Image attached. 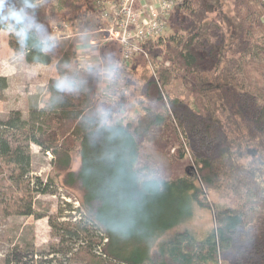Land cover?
<instances>
[{
	"label": "trees",
	"instance_id": "1",
	"mask_svg": "<svg viewBox=\"0 0 264 264\" xmlns=\"http://www.w3.org/2000/svg\"><path fill=\"white\" fill-rule=\"evenodd\" d=\"M172 1L167 28L171 34L163 41L164 34L146 42L143 49L158 83L166 87L179 78L186 100L168 97L169 110L145 109L134 122L108 123L110 111L98 114L94 108L99 104L94 99L95 80L91 96L84 100L90 103L89 113L70 112L72 128L63 141L51 129L60 125L61 118L39 122L40 110L30 112L28 121L18 111L0 120V164L27 177L29 145L50 153L53 176L44 183L36 178L34 190L47 194L50 186L57 185L78 193L86 223L99 232L98 242L90 243L100 247L101 255L80 248L72 254L74 264H264V0ZM88 12L85 0H67L65 5L45 0L37 18L49 27L83 18ZM9 47L18 49L11 43ZM34 55L30 51L25 62L47 66L55 58L58 76L69 74L63 65H77V42L58 40L51 52L39 54V62ZM119 55L113 44L101 52L106 64ZM144 62L141 55L133 58L126 73L128 95L114 106L130 97L137 68ZM53 82L49 84L55 98ZM146 85L157 89L153 80ZM7 87V80L0 77V99ZM52 106L59 113L69 109L61 99ZM105 126L114 131L104 130ZM154 128L173 134L172 141L164 133L154 136V143H163L164 150L142 148ZM179 138L184 139L182 144ZM169 144L175 156L164 152ZM188 150L194 169L184 176L162 178L154 168H139L141 158L159 170L169 168L183 160ZM74 151L79 158L75 171ZM117 175L122 182L118 190L139 193L138 203L126 202L123 208L106 203L102 191ZM212 192L233 199L228 205L211 204L207 199ZM195 208L209 211L213 218L212 229L202 237L187 227ZM105 213L128 216L134 224L126 235H118L98 219ZM75 231L88 233L79 227ZM241 249L245 254L238 262L235 258ZM0 264L10 262L5 259Z\"/></svg>",
	"mask_w": 264,
	"mask_h": 264
},
{
	"label": "rangeland",
	"instance_id": "2",
	"mask_svg": "<svg viewBox=\"0 0 264 264\" xmlns=\"http://www.w3.org/2000/svg\"><path fill=\"white\" fill-rule=\"evenodd\" d=\"M57 2L65 5L67 0H57ZM61 23H53L46 27L50 32L53 25ZM171 32L167 30L162 41L166 40ZM90 37L96 38L97 36H88V38ZM74 40L81 43L80 49L87 48L85 42ZM9 43L19 47L13 36L4 30L0 31V77L5 78L8 84L7 89L2 93V99H0V120H6L10 113L18 111L23 120L28 121L30 112L40 110L39 122H44L45 118L54 116L61 118L60 125L53 124L51 129L63 141L70 134L72 128L70 112H80L82 115L89 113L87 108L90 103L87 105L84 100L91 96L95 80L99 79L100 67L97 65V57L90 51H79L77 65L72 64L68 67L69 74H75L77 78L86 83L77 94L56 93L58 97L62 98L61 100L67 101L69 105V113L68 111L59 113L54 106L49 109L44 107L51 97L49 82L58 78L55 69L57 60L53 58L47 66L28 64L25 59L16 56L15 51L9 47ZM144 63L137 68L134 89L121 106L98 104L94 107L98 114L110 111L111 115L106 120L108 123L128 124L139 119L145 109L161 112L165 107L166 110H169L168 97H180L183 101L188 98L187 91L181 85L179 78L164 87L160 82L158 83V75L150 58H145ZM107 70L108 68H103V71ZM148 80H153L157 89L154 90L151 86L147 87ZM163 133L169 136L172 141V133H165L159 128H154L142 141V148L158 147L160 150H164L163 143L156 142L155 144L153 140L154 136ZM16 138L21 139L18 135ZM179 140L182 144L184 139L179 138ZM176 145L180 146L178 143ZM170 146L172 145L169 144L168 151L164 152L175 156V148ZM29 153L31 158L30 174L27 177H19L18 172L12 166L0 164L2 168L0 172V262L6 259L10 264H74L75 260L72 258V254L84 247L91 248L92 255L99 257L101 255L100 247H92L90 241L98 242L96 237L100 238V234L86 223L78 203L79 194L57 185L50 186L47 194L36 192L33 188L36 178L44 183L53 176V157L34 144L29 145ZM185 153L183 160L173 163L169 168L164 167L159 170L144 158L140 159L139 168H154L157 171V176L162 178L181 177L194 169L190 151ZM73 155L72 170L75 171L79 168V158L76 156V151L73 152ZM232 199L233 197L230 195L212 192L207 200L211 204L228 205ZM29 205L31 209L27 210ZM78 227L85 229L88 233L82 234L75 231ZM187 227L197 236L202 237L213 227L212 214L207 210L195 208L193 218L188 222ZM74 232H77L78 236H74ZM243 251L241 249L236 254V261L242 260L245 254L242 253ZM247 258L253 260L249 255Z\"/></svg>",
	"mask_w": 264,
	"mask_h": 264
},
{
	"label": "built area",
	"instance_id": "3",
	"mask_svg": "<svg viewBox=\"0 0 264 264\" xmlns=\"http://www.w3.org/2000/svg\"><path fill=\"white\" fill-rule=\"evenodd\" d=\"M88 14L73 21L53 25L51 34L60 39H78L97 57L99 79L94 93L97 103L115 105L128 95L127 71L133 58H147L143 49L146 42L160 37L167 31L172 12V0H85ZM96 35V38L88 36ZM82 43V45H85ZM120 50L116 61L106 64L100 51L108 45ZM108 68L103 71V68Z\"/></svg>",
	"mask_w": 264,
	"mask_h": 264
},
{
	"label": "clouds",
	"instance_id": "4",
	"mask_svg": "<svg viewBox=\"0 0 264 264\" xmlns=\"http://www.w3.org/2000/svg\"><path fill=\"white\" fill-rule=\"evenodd\" d=\"M45 0H0V29L13 36L19 47L14 50L18 58L25 59L30 51H34V61H41L40 53L48 54L58 45V39L47 29L44 23L37 18V10L42 7ZM63 67H70L67 63ZM86 82L77 78L75 74L58 76L53 82V87L58 93L77 94ZM61 97H49L44 107L51 108L52 103ZM104 130L113 132L105 126ZM122 186L121 178L117 175L102 191V197L112 207L123 208L126 202L136 204L139 202V193H125L118 190ZM114 193V195H113ZM104 226L110 228L118 235H126L134 221L128 216L116 217L109 213L98 214Z\"/></svg>",
	"mask_w": 264,
	"mask_h": 264
}]
</instances>
